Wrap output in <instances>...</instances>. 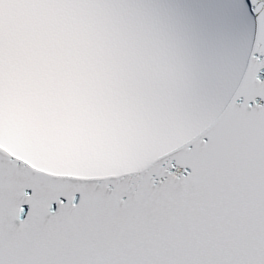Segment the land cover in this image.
Here are the masks:
<instances>
[{
    "label": "snow or ice",
    "instance_id": "6c2138e0",
    "mask_svg": "<svg viewBox=\"0 0 264 264\" xmlns=\"http://www.w3.org/2000/svg\"><path fill=\"white\" fill-rule=\"evenodd\" d=\"M0 264H264V0H0Z\"/></svg>",
    "mask_w": 264,
    "mask_h": 264
}]
</instances>
